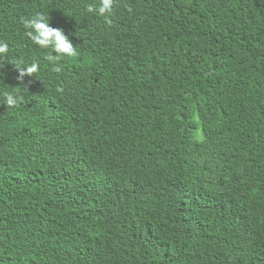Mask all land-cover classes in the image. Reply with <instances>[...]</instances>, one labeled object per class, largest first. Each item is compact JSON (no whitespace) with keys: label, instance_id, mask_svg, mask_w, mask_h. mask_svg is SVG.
Instances as JSON below:
<instances>
[{"label":"trees","instance_id":"16d2710c","mask_svg":"<svg viewBox=\"0 0 264 264\" xmlns=\"http://www.w3.org/2000/svg\"><path fill=\"white\" fill-rule=\"evenodd\" d=\"M100 4L0 0V264H264V0Z\"/></svg>","mask_w":264,"mask_h":264},{"label":"clouds","instance_id":"9594fccd","mask_svg":"<svg viewBox=\"0 0 264 264\" xmlns=\"http://www.w3.org/2000/svg\"><path fill=\"white\" fill-rule=\"evenodd\" d=\"M114 7V0H101V4L98 9L89 7L88 12H98V15L106 17L105 23L108 26H112V21L107 19V17L112 13ZM127 11L132 13V8L127 7ZM22 26L27 30L25 35L37 46L43 49L51 48L55 55L48 54L44 59L53 65H59L61 57H75L77 55L75 47L69 40L68 36L64 34L62 29L54 28L49 26L48 18L42 14L37 13L31 19H22ZM9 51L8 45L6 43H0V56H6ZM15 70L18 71V76L16 79L19 83L24 82V78L36 76L39 73V64L37 62L32 63L27 68H23L18 64H14ZM4 67L0 64V70ZM55 73H62V67H53L52 69ZM59 92H63L62 88L57 89ZM4 103L6 102L7 107H15L18 104L24 102V97L19 92L15 94H5Z\"/></svg>","mask_w":264,"mask_h":264}]
</instances>
